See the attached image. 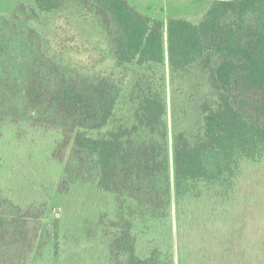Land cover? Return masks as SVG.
<instances>
[{
  "label": "trees",
  "instance_id": "1",
  "mask_svg": "<svg viewBox=\"0 0 264 264\" xmlns=\"http://www.w3.org/2000/svg\"><path fill=\"white\" fill-rule=\"evenodd\" d=\"M206 1L0 0V264H264V0Z\"/></svg>",
  "mask_w": 264,
  "mask_h": 264
},
{
  "label": "rangeland",
  "instance_id": "2",
  "mask_svg": "<svg viewBox=\"0 0 264 264\" xmlns=\"http://www.w3.org/2000/svg\"><path fill=\"white\" fill-rule=\"evenodd\" d=\"M132 5L137 7L140 11L153 14L155 16L163 15L164 19H167L171 16H200L204 9L208 5V1L206 0H129ZM14 54L12 55L14 59L18 60V65L16 66L17 70H15L14 74H20L24 71V63L27 60V55L23 52L21 47L16 46L14 50ZM6 60V64L10 67L13 66L12 61H10L11 56H4ZM16 87V86H15ZM10 88V90L16 91L17 89L20 92H24L22 85H17V88ZM10 92V91H9ZM11 93V92H10ZM17 93V92H16ZM14 93H12L13 95ZM10 94L6 99L7 101H0V104L3 103V110L7 108L17 109L19 113H23L24 106L22 105L23 94H18V96H12ZM27 113V112H26ZM28 116L38 117V113L28 111ZM17 116H19L17 114ZM59 210V209H58ZM248 234V233H247Z\"/></svg>",
  "mask_w": 264,
  "mask_h": 264
}]
</instances>
